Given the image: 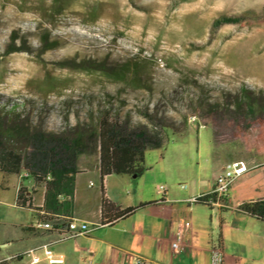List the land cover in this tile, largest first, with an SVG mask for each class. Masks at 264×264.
<instances>
[{"label":"rangeland","instance_id":"374dc122","mask_svg":"<svg viewBox=\"0 0 264 264\" xmlns=\"http://www.w3.org/2000/svg\"><path fill=\"white\" fill-rule=\"evenodd\" d=\"M223 17L239 20L215 26ZM106 112L164 139L145 149L142 175H110L121 202L133 193L157 201L158 185L185 191L218 162L261 158L264 0H0V139L22 156L21 172L41 173L49 150L59 156L75 142L77 166L96 159ZM20 180L0 170V259L28 244L21 225L32 211L16 205ZM139 226L144 209L97 235L118 243Z\"/></svg>","mask_w":264,"mask_h":264},{"label":"crops","instance_id":"0c3cea01","mask_svg":"<svg viewBox=\"0 0 264 264\" xmlns=\"http://www.w3.org/2000/svg\"><path fill=\"white\" fill-rule=\"evenodd\" d=\"M96 150V159L83 166L76 164V151L75 165L65 170L73 178L71 185L54 177L50 178L54 179L51 183L37 182L32 172V176L21 170L15 173L21 178L15 197L21 187L22 197L32 211L29 222L21 225L23 238L28 242L22 252L53 237L47 231L31 227L39 219V211L44 210L50 217L69 216L90 225L100 223L90 233L72 239L75 241L72 250L59 246L63 241L52 245V250L63 256L62 264H79L81 259L85 264H133L134 257H142L145 264H209V248L215 241L222 246L224 264H264V209L263 217H258L240 207L244 203L264 201V155L254 157L255 160L250 156L242 159L247 169L234 179L227 205L219 207L188 202L187 199L208 192L214 176L227 161L212 167L209 180H200L187 190L186 185L185 188L179 186L185 191L175 192L166 186L165 201L160 198L156 201L155 197L139 198L133 193L121 202L109 186L110 175L114 173L103 176L101 183L97 146ZM253 153L260 155L261 152L254 150ZM80 176H87L86 184L81 188L78 187ZM125 208L136 210L128 216H119V211ZM140 209H144V226L127 229L120 242L114 243L97 235L99 226L113 227L128 221ZM178 231L182 232L183 238L175 252L171 243ZM17 252L20 251L12 254Z\"/></svg>","mask_w":264,"mask_h":264},{"label":"trees","instance_id":"16d2710c","mask_svg":"<svg viewBox=\"0 0 264 264\" xmlns=\"http://www.w3.org/2000/svg\"><path fill=\"white\" fill-rule=\"evenodd\" d=\"M238 20L237 17H223L215 20L214 25L216 26L222 22H237ZM107 96V99H109L111 95ZM10 109L13 110V107ZM248 109L252 110L251 107ZM163 126L164 124H161L160 128H163ZM169 126L173 127V131L185 129L184 126ZM42 137L41 135H34L32 140L36 145H39ZM163 142L164 139L158 130L134 128L129 116L125 118L122 115L115 114L113 117L111 112L100 113V117L97 120V133L93 143L98 147L101 183L103 176L111 173L132 175L133 177L142 175L147 169L141 165L145 149ZM78 145L80 143L75 142L74 146L63 147L64 151L59 156L56 155V152L49 150L50 156L47 158L48 160L43 162L42 166H39L43 175L32 172L36 181L44 180L46 173L51 174L56 180H62V183L71 185L73 178L71 175H67L68 171L65 170L75 165L76 147L78 148ZM22 165V156L6 148L0 139V170L7 174L17 173ZM56 171H59L58 175ZM53 181L54 179L46 180V182L50 183ZM15 200L17 206L30 207L22 197L21 187H18ZM240 207L258 217H263L264 201L260 203H244ZM135 210L136 208L122 209L119 211V216H128Z\"/></svg>","mask_w":264,"mask_h":264},{"label":"built area","instance_id":"2783aa9c","mask_svg":"<svg viewBox=\"0 0 264 264\" xmlns=\"http://www.w3.org/2000/svg\"><path fill=\"white\" fill-rule=\"evenodd\" d=\"M194 120V119H193ZM247 169V164L242 159H234L223 164L216 173L213 186L208 192L187 199L188 202H202L210 206H226L229 189L234 179ZM48 177V176H47ZM185 188V185H180ZM156 193L163 201L166 198V186H156ZM109 223V222H107ZM100 225L94 223L90 225L86 221L77 217L69 216H48L44 210L39 211V219L31 227L47 231L53 237L45 242L39 243L23 252H17L0 259V263L5 264H62L64 258L61 254L52 250V245L74 239L80 235H86L91 230ZM187 227V223L184 224ZM183 238L182 232L178 231L171 243L173 251H178ZM133 264H145L142 257H134ZM209 264H224V254L219 241H215L209 248Z\"/></svg>","mask_w":264,"mask_h":264},{"label":"bare ground","instance_id":"6f19581e","mask_svg":"<svg viewBox=\"0 0 264 264\" xmlns=\"http://www.w3.org/2000/svg\"><path fill=\"white\" fill-rule=\"evenodd\" d=\"M85 34V33H84ZM82 35V34H81ZM63 37V36H62ZM22 38V37H21ZM56 38V37H55ZM9 42V41H8ZM59 42V41H58ZM105 42V41H104ZM103 43V42H102ZM10 44V43H9ZM94 44V43H93ZM82 45V44H81ZM74 49H76V48H74ZM77 50V49H76ZM75 50V51H76ZM95 51V50H94ZM78 52V51H77ZM106 53V52H105ZM69 54V53H68ZM78 54H79V52H78ZM88 54V53H87ZM93 55V54H92ZM87 56V55H86ZM79 57V56H78ZM83 57V56H82ZM77 59V58H76ZM52 60V59H51ZM80 72V71H79ZM75 74H77V73H75ZM80 76V75H79ZM159 77V76H158ZM82 78V77H81ZM158 81V80H157ZM75 83V82H74ZM156 84H158V83H156ZM79 85V84H78ZM195 117L194 116H190V120H193Z\"/></svg>","mask_w":264,"mask_h":264}]
</instances>
